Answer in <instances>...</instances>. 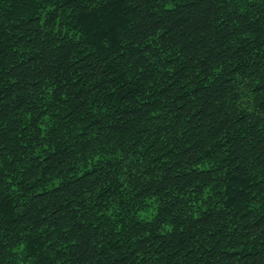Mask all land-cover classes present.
<instances>
[{"label":"trees","instance_id":"trees-1","mask_svg":"<svg viewBox=\"0 0 264 264\" xmlns=\"http://www.w3.org/2000/svg\"><path fill=\"white\" fill-rule=\"evenodd\" d=\"M0 264H264V0H0Z\"/></svg>","mask_w":264,"mask_h":264}]
</instances>
